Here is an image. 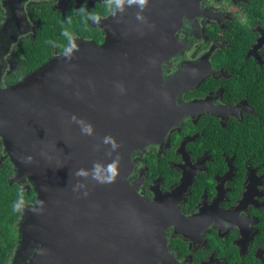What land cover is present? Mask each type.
Instances as JSON below:
<instances>
[{
  "label": "water",
  "instance_id": "water-1",
  "mask_svg": "<svg viewBox=\"0 0 264 264\" xmlns=\"http://www.w3.org/2000/svg\"><path fill=\"white\" fill-rule=\"evenodd\" d=\"M199 1L147 0L141 6L124 0L103 21L101 43L70 41L3 86L11 18L5 19L0 138L15 178H27L36 194L35 204L23 207L11 264L26 258L29 264L167 260L169 213L162 216V202L145 200L127 177L131 154L162 140L185 112L175 103L182 85L164 82L161 66L178 49L177 40L168 46V35L171 40ZM11 2L2 0L7 9Z\"/></svg>",
  "mask_w": 264,
  "mask_h": 264
},
{
  "label": "flooded vegetation",
  "instance_id": "flooded-vegetation-1",
  "mask_svg": "<svg viewBox=\"0 0 264 264\" xmlns=\"http://www.w3.org/2000/svg\"><path fill=\"white\" fill-rule=\"evenodd\" d=\"M114 7L12 0L7 9L0 0V29L11 18L2 85L22 63L18 47L35 45L43 26L55 32L45 38L49 58L70 41L101 43ZM172 36L168 46L177 40L178 49L162 62V77L182 85L175 103L185 112L162 140L131 154L127 177L145 200L162 202V216L169 213L167 260L156 264H264V0H200ZM21 193L23 207L35 204L33 186L15 178L0 138V264L14 257L22 212L13 204Z\"/></svg>",
  "mask_w": 264,
  "mask_h": 264
},
{
  "label": "trees",
  "instance_id": "trees-1",
  "mask_svg": "<svg viewBox=\"0 0 264 264\" xmlns=\"http://www.w3.org/2000/svg\"><path fill=\"white\" fill-rule=\"evenodd\" d=\"M54 33V31L50 30L46 26H43L38 32V38L35 45L31 46L28 44H22L19 46L18 50L22 57V63L17 70L4 78V82L12 83L17 81L25 72L41 64L51 53L50 45L45 42V38L49 36L50 39ZM63 40H65V38ZM29 197L30 199H34L35 195L32 191L29 192ZM16 198V201H18L20 198L19 195L16 194ZM1 228L3 229L2 225Z\"/></svg>",
  "mask_w": 264,
  "mask_h": 264
},
{
  "label": "clouds",
  "instance_id": "clouds-1",
  "mask_svg": "<svg viewBox=\"0 0 264 264\" xmlns=\"http://www.w3.org/2000/svg\"><path fill=\"white\" fill-rule=\"evenodd\" d=\"M115 3L118 6H122L124 3V0H108L109 4ZM129 3H139L141 6H143L144 4H146L147 0H128ZM94 22L99 23V18L98 17H91ZM63 35H67V33H63ZM70 51V49H69ZM90 131V129H89ZM109 171H111L113 173V175H115V168L114 166H110L109 167ZM23 205H24V200H23V194L21 193L20 198L18 200L17 203L13 204V211L16 212H22L23 211Z\"/></svg>",
  "mask_w": 264,
  "mask_h": 264
}]
</instances>
